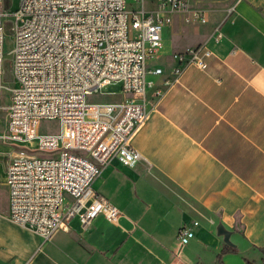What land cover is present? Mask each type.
<instances>
[{
  "label": "crops",
  "instance_id": "1",
  "mask_svg": "<svg viewBox=\"0 0 264 264\" xmlns=\"http://www.w3.org/2000/svg\"><path fill=\"white\" fill-rule=\"evenodd\" d=\"M191 2L208 11L207 22L192 20L188 45L209 49L207 67L188 63L189 50L174 52L177 24L192 18L173 14L163 39L168 30L174 46L157 62L162 74H148L149 94L176 70L178 80L133 139L145 159L133 167L114 159L93 184L122 211L119 222L99 214L83 225L78 213L43 242L8 215L0 228V264L262 263L264 0L215 8ZM215 29L223 33L218 40ZM184 225L194 231L187 244L179 241Z\"/></svg>",
  "mask_w": 264,
  "mask_h": 264
},
{
  "label": "built area",
  "instance_id": "2",
  "mask_svg": "<svg viewBox=\"0 0 264 264\" xmlns=\"http://www.w3.org/2000/svg\"><path fill=\"white\" fill-rule=\"evenodd\" d=\"M175 13L207 22V9L191 0H21L13 14L0 0V101L6 87L3 43L7 33L15 37L16 85L4 107L3 136L16 146L6 157L4 181L12 222L34 230L43 242L68 228L78 213L83 225L99 214L119 222L122 211L93 184L114 159L127 167L145 159L133 139L178 80L176 70L149 94V61L159 55L164 27ZM214 34L217 40L223 35L219 29ZM209 54L199 45L188 51L187 62L205 69ZM152 73L162 74V68ZM117 82L125 98L91 100ZM44 119L58 120V132L41 133ZM193 236L190 227L179 229L182 244Z\"/></svg>",
  "mask_w": 264,
  "mask_h": 264
},
{
  "label": "rangeland",
  "instance_id": "3",
  "mask_svg": "<svg viewBox=\"0 0 264 264\" xmlns=\"http://www.w3.org/2000/svg\"><path fill=\"white\" fill-rule=\"evenodd\" d=\"M3 7L5 8V12L8 14L15 13L21 4V0H2ZM132 0H129V3ZM198 2V0H195ZM233 0H200V5L205 6L207 8H215L219 6H226L230 4ZM198 4V3H197ZM7 21H11V16L6 18ZM171 24V23H170ZM193 21L192 19L183 18L181 22H179L176 26V47L175 53L182 54L190 50L189 40L193 31ZM7 27V32L8 31ZM175 37L172 33H169L168 30L164 32V41L163 47L160 49V57H156L149 61V70L151 72L159 67L157 62H161L162 60L168 58V55H171V48L174 46ZM15 48V37L12 33H7L3 43V51L5 53V89L3 98L0 101V155L8 156L16 146L11 145L5 138H3L4 134L7 130V121H8V112L4 110V107L10 103V92L9 88L12 85H16L15 80L12 75V59H13V49ZM149 78L153 77L151 74L148 76ZM123 84L122 82L110 83L101 88L98 91V94L91 97V100L95 101H108V100H120L125 98V94H123ZM59 129V122L56 119H44L42 120L39 131L41 133H56ZM47 154V153H46ZM6 164L4 160H0V228L5 227L3 223V219H8L9 215V195L8 189L4 183L5 181V168Z\"/></svg>",
  "mask_w": 264,
  "mask_h": 264
},
{
  "label": "trees",
  "instance_id": "4",
  "mask_svg": "<svg viewBox=\"0 0 264 264\" xmlns=\"http://www.w3.org/2000/svg\"><path fill=\"white\" fill-rule=\"evenodd\" d=\"M228 250H229V249L225 247V248L223 249V253L227 252ZM261 250H262V252H263V254H264V247L261 248ZM221 256H222V255H220L219 258H221ZM246 264H259V263H256L255 261H252V260H248V259H247V260H246ZM260 264H264V257H263V261H262V263H260Z\"/></svg>",
  "mask_w": 264,
  "mask_h": 264
}]
</instances>
